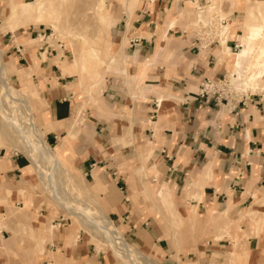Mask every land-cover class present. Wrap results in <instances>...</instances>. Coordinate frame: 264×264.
<instances>
[{
	"label": "crops",
	"instance_id": "obj_1",
	"mask_svg": "<svg viewBox=\"0 0 264 264\" xmlns=\"http://www.w3.org/2000/svg\"><path fill=\"white\" fill-rule=\"evenodd\" d=\"M247 5L248 0H222L214 18L220 26L225 18L232 30L226 44L232 53L242 47ZM195 7L199 9L195 0H140L132 14L113 9L110 39L120 64L105 75L97 105L85 107L88 96L79 77L64 74L61 67L69 57L59 58L53 46L38 49L42 62L31 78L54 125H66L78 109L84 110L86 133L74 145L76 170L91 175L92 185L101 184L104 207L131 245L156 253L162 264H221L224 254L225 264H264V93H248L228 105L197 97L205 79L223 81L230 69L221 39L207 48L197 41L188 16ZM35 33L31 28L9 31L0 40L12 44L8 51L15 55L18 48L30 66L31 54L15 46L14 39H32ZM8 64L25 71L13 67L16 58ZM66 134L63 128L49 132L47 143L56 147ZM6 150L0 151V212L8 215L17 212L13 205L21 203L19 191L25 194L23 187L33 184L36 170L26 155ZM141 156H149L146 178L152 180L148 186H157L154 195L156 189L173 194L181 230H163L156 219L160 211L139 209L135 172ZM152 166L159 175L150 172ZM125 193L126 199L118 202ZM23 197L24 205L26 199L32 202L27 205L31 210L32 196ZM35 221L37 228L25 224L30 245L18 243V230L9 237L2 234L0 264H112L81 238V231L74 243L76 231L62 225H52V230ZM5 222L22 223L19 218ZM15 253L22 259L9 257Z\"/></svg>",
	"mask_w": 264,
	"mask_h": 264
},
{
	"label": "bare ground",
	"instance_id": "obj_2",
	"mask_svg": "<svg viewBox=\"0 0 264 264\" xmlns=\"http://www.w3.org/2000/svg\"><path fill=\"white\" fill-rule=\"evenodd\" d=\"M69 1L70 0H32L31 2H25L24 0H9V12L2 20L3 23L0 26V30L3 32L10 31L15 33L17 30L27 29L31 26L33 28L47 26L51 29L53 34L50 36L39 33L36 38L21 40L22 44L26 46V50L30 51L31 56H34L32 57L30 66L31 72H35L42 62L40 57L37 56V50L41 48L45 42L48 43V41L56 38L62 41L68 39L65 45H59V58L63 56L66 57L65 50H68L71 54L68 58L69 62L67 59L61 62L63 73L78 76L81 88L84 90L87 87L86 95L88 96V100H91H89L91 104L97 105L99 100L98 97L102 92V86L105 81L104 73L107 72V69L111 68L117 70V66L120 64L117 63L114 58L113 46L110 40L111 27L116 23L113 16V9L111 8L108 13H105L107 0L97 1L92 9L94 10L96 20L101 26L97 34L92 37L85 31H77L76 25L72 24L71 21L68 20L69 18H65ZM122 1L130 14L134 13L136 7L140 4V0ZM195 1L200 9L198 15L199 21L204 22L203 24L206 25L205 17L214 9L212 3L210 5L212 0H208L209 4L204 7L205 10L200 7L198 0ZM255 4L258 5V8L254 7ZM247 6L246 21L241 26L243 35L239 36L240 43L242 44V47H239L240 50L236 53H232L226 45L228 44V40L233 37L232 30L228 25H221L219 36L222 46L224 47V56L227 60L228 68L231 69L227 76L229 86L234 87L242 94L259 93V90L261 91L260 93H262L264 92V0H248ZM36 46H38L37 50ZM3 55L4 50L0 42V89L3 91L2 96L0 95V114H2L4 122L3 130L5 132V137H7V139L10 137L13 141L19 142L21 149L30 158L33 166L42 179V187L51 194L50 196L56 199L61 207L69 212L73 211L75 217L79 219L83 227L103 236L102 243L104 244L106 242L110 245L114 257L118 262L128 261L130 264H155V261L148 255H144L138 248L126 242L124 236L113 222L107 217H104V219L99 217L97 215V213L99 214L98 210H95L92 206L91 208L88 202H84V207L73 205L61 198V192L59 195L56 193L53 183L57 176L62 175V173H60L62 170L66 172L65 176L71 185L75 181L74 176L78 174L77 172L69 173V169L67 168L68 165L63 158L64 155L61 153L63 151H70L71 159H73L72 157H77L76 152L70 149L69 143L70 141L78 139L83 129L82 125L84 119L82 110L78 109L76 111V115L67 129L65 128L66 125H54L48 113L40 115L38 121L35 118V113L33 114L34 116L30 115V112H34L32 104L23 101L20 98L18 89L9 81L11 72L6 66ZM45 57V54H43L42 59L44 60ZM119 61L120 60H118V62ZM18 76L23 80V87L26 89L27 96H29V98L39 97V99L42 100L40 97V90L36 87L34 82V84L31 82V73L22 71ZM3 95L6 96L7 101L10 103L11 112L7 111L4 107L5 100ZM162 99L163 96L160 97V101H162ZM21 102H25L26 108L29 111L28 114L22 112ZM41 104H43V107L46 105L44 100ZM97 109L100 111L99 107H97ZM38 110L40 111V109ZM39 124L43 128H40ZM59 128L66 129L67 134L65 138H60L58 149L55 150V148L50 146L44 139V135L49 132L57 131ZM7 142L9 146L10 143H12L9 139ZM8 145L3 144L2 148H8ZM140 158L142 165L138 170L144 174L145 177L148 175V172H146V163L149 161V156H141ZM48 163L51 165V171L48 175H45V165ZM134 164H136V161L130 163L129 166L133 168ZM150 172L159 175L154 166L150 168ZM25 186L32 188L30 183L25 184ZM101 187L100 183H96L91 185L90 190L86 192L101 195ZM82 192L84 191L82 190ZM145 197L148 199L147 201L149 204L157 203L162 209L164 208L162 215L163 217H167V222H169L170 227L167 225L168 231L183 225L182 219L175 209L174 196L169 189H156V199H153L149 193H147ZM26 204L28 205L29 203ZM54 228V226L51 227L52 230ZM73 238V242L76 243L79 237L74 236ZM98 247L99 245H97V249ZM213 264H215V262H213Z\"/></svg>",
	"mask_w": 264,
	"mask_h": 264
},
{
	"label": "rangeland",
	"instance_id": "obj_3",
	"mask_svg": "<svg viewBox=\"0 0 264 264\" xmlns=\"http://www.w3.org/2000/svg\"><path fill=\"white\" fill-rule=\"evenodd\" d=\"M24 1L25 2H31L32 0H24ZM97 1L98 0H70L68 3V7L66 8V14H65L66 15L65 18H67V19L69 18L68 20L71 21L72 24L76 25L77 31H80V32L85 31L89 36H92V37H94L97 34V32L101 26L99 24V22L96 20L94 10L92 9L95 6V4L97 3ZM216 1H217V3H216ZM216 1L212 0V2H210V5L212 3V7L214 9H212L213 11L211 10L210 13H208L206 15V17H205L206 18L205 19L206 25L203 24L204 22L199 21L200 19L198 18V15H199L200 10L197 7H195L196 9L193 8L192 10H190L188 12V16L190 18V25L192 27V30H196L195 35L198 37L197 41L200 39V37L201 38L202 37L208 38L210 33H212L214 36V37L211 36L212 38L220 40V37L218 35H219V31H220L221 26L219 25V23H217L214 20V18L218 14L219 5L222 2V0H216ZM215 3H216V5H215ZM208 4H209L208 0L207 1L203 0L201 4L199 3L200 7L203 8V10H205L204 7H206ZM110 7L112 9H117V10L119 9L120 11H123V12L127 11L128 12V10H127V8H126V6L122 0H107V6H106V9L104 12L108 13L111 9ZM254 7L258 8V5L255 4ZM0 10L2 13L1 14L2 17L0 18V26H1L3 23L2 20L5 18V16L9 12V0H0ZM30 28L36 30V33L34 34L33 38H36L39 35V33H42L46 36H50L51 34H53L51 29L47 26H40L39 28H33L31 26ZM27 29H24V30H27ZM6 33L7 32H3L0 30V35L6 34ZM14 41H15V44H14L15 46H18V47L23 46V49L25 50V52L28 54L30 53V51L26 50V46L22 44L21 40L18 37L16 39H14ZM61 41H62L61 39L56 38V39H52V40L48 41V43L50 46H53L54 48L59 50L60 49L59 45H65L68 42V39L63 40L62 42ZM0 42H1V47L4 50L3 56L5 59L6 66L8 67V70L11 72V75L9 77V81L20 92V98L23 101H26L27 103L32 104L34 112H30L31 113L30 115L32 116L35 113L34 114L35 118L39 121L40 115L46 114L48 112V111H46V107L45 106L43 107V104H41V103H43V100H40L39 97L29 98V96H27L26 89L23 87V83H22L23 80H22V78H20L18 76L22 72L21 71L17 72V71L12 70L8 64V61L11 59V57L16 58L17 66H13V65L12 66L17 68V69H19V68L25 69V71L31 73L32 76L34 73H36V71L35 72L30 71L31 65L28 66L26 60H21L19 53L17 55H15V53L8 51L9 47H11L12 44L6 43L5 40H3V39H1ZM37 49H38V46H36V50ZM5 51H6V53H5ZM236 52H238V51H236ZM65 54L68 57L71 55L68 50H65ZM31 57H34V56H31ZM108 62H109V60H108ZM112 72H113L112 68L107 69V72H105L104 75H110V74H112ZM31 82L32 83L34 82L33 78H31ZM225 84L228 86L227 90L230 94L231 99L240 100L244 95H246V94L239 93L234 87L229 86L228 78H226ZM36 87L38 88V85H36ZM86 90H87V87L84 90L82 89V91H84L85 93H86ZM260 92L261 91L259 90V93ZM262 93H264V92H262ZM2 94H3V91H2V89H0V95L2 96ZM3 98L5 100L4 101V107L6 108L7 111L11 112V108L9 105L10 103L7 101L6 96H4ZM89 100L86 101V103H85L86 108H88V107L90 108V106L92 105L90 103L91 100L90 101ZM87 104H89V105H87ZM38 109H40V111ZM21 110L25 114L29 113L28 109L26 108L25 102H21ZM37 111H39V112H37ZM82 111H84V110H82ZM75 115H76V113L74 114V116ZM73 118L71 121L67 122V124L65 126L66 129L72 123ZM83 119H84V117H83ZM3 123L4 122H3L2 114H0V146H1L0 151H3V150L7 151L6 149H9L10 153L19 154V155H21V154L26 155V153L21 149L18 141H13L10 137H8V139L12 141V143H10V146L8 145L9 144L7 142L8 139H7V137H5V132L3 130ZM39 127L43 128L40 124H39ZM82 128L83 129L81 131V134L86 133L84 126H82ZM46 137H47V134L44 135L45 140H46ZM79 138L75 139L73 141H70V143H69L70 149L74 152H75L74 145H75L76 141L80 140ZM3 144H7L9 147L8 148H2ZM53 148H55V150H57L58 146L53 147ZM61 154L64 155L63 158H64L66 164L68 165L67 168L69 169V173H76L77 172L76 166H75V161H76L75 158L76 157H72L73 159H71L70 158V151H63ZM31 164H32V162H31ZM32 166H33V164H32ZM50 171H51V165H50V163H48L45 165L44 174L48 175L50 173ZM60 173H62V175L57 176V178L55 179V181L53 183V187H54V189L58 195L61 192V198L63 200L68 201L70 204L78 205L81 207H84V205H85L84 202L85 203L88 202L90 207L92 206L93 208H95V210H98L99 214L97 213V215L99 217H101L102 219H104V217H107V218H109V220L111 222H113L111 217H109L107 210L104 207V204H103L104 200L102 199L101 195L86 192V191L90 190L91 185H92L93 178L91 177V175L86 176L85 173L80 174L77 172L78 174H76V176H74L75 181L71 185L67 181L68 179L65 176L66 172L62 170ZM135 173L137 174V179L136 178L135 179L139 183L138 189H137L138 194H139L138 199L140 200L139 205H138V207H140L139 209L142 211V213H143V211L145 212V211H148L149 209H156V210L160 211L161 217H156V219L161 223L163 230L165 229V227H167L166 229H168L169 222H167V217H163V215H162L164 208L162 209L160 207V205L157 203L149 204V202L147 201L148 199L145 197V195L147 193H149L153 199H156V196L154 195V190H155V188H157V186L152 185V183H150L152 186L147 185L148 181L149 182L152 181V180H150V179L148 180L146 178L149 175L144 177V174L139 172V170L138 171L136 170ZM132 175H134V177H135V174H132ZM32 179L34 181L33 184H31L32 188L20 186V187H23L25 189V191H24L25 194H23L22 192L19 191L21 203L16 204V205L12 204L17 209L16 210L17 212H15V213L13 212V213L8 214V215H6L7 213L4 211L0 212V227H3V229L0 231V237L2 236V234H5V237H9L10 236L9 233L12 232L11 230L15 229V230L19 231V233H18L19 236H17V239H19L18 243L21 245H30L32 243V239L29 236L28 226L25 224L32 223V225L35 228H37V227H39V223L35 220H39V222H44V223L48 224L49 226L62 225L65 228H68L70 231H76L77 236H78V232L81 231L80 232L81 238L85 239V241L87 243L92 244L95 249H96L97 245H99V247L97 249L98 253L103 252L106 257L109 256L112 260V264H130V262H128V261L118 262L117 259L114 257L113 250L110 247V245L107 244L106 242L104 244L102 243L103 242L102 241L103 236H101L98 233H95V232L88 230L86 227H83L82 224L80 223L79 219H77L75 217L73 211H71V212L67 211L66 209L61 207V205L58 204L56 199H54L52 196H50L51 194H49V192H47L46 189L42 187V179L40 178L37 170H36V173H33ZM154 184H157V183H154ZM82 190L84 192H82ZM124 190L126 191V189H124ZM29 194L32 196L33 201H34L33 206L31 207V210L28 209L29 206L26 207V205H27L26 203H29L28 205H30V204H32V202H29L26 199L25 205H24V200H23V198H24L23 196L24 195L26 196ZM115 195H116V193L113 194V196H115ZM127 195L128 194L125 193V195H124L125 197L123 196L121 198V200H118V202H121L123 199H126ZM116 196H118V195H116ZM134 206L137 207L136 205H134ZM134 206L132 204L131 205L132 210L130 209L133 214H135L133 211ZM21 207H23V208H21ZM142 207H145V208H142ZM91 210H94V209H91ZM28 211H29V213L26 214V212H28ZM4 215H6V216H4ZM28 215H31V216L28 217ZM137 216H138V220L140 221L139 217L142 218L141 215L137 214ZM18 218H19V220L21 219V221H22V223H20L18 225L6 224V222H5V221L13 220V219L17 220ZM113 224H114V222H113ZM115 226L118 228V230L124 236V233L121 230V228L119 227V224L116 223ZM176 229L181 230L182 225ZM169 231H171V229ZM96 237H98L99 239ZM124 238H125V241L128 242L127 237L124 236ZM73 239L74 238H72V240ZM79 241L80 240L78 238L76 243H78ZM238 248H239V246H238ZM138 249L141 252H143L144 255H148L151 259H153L155 261V264H162L160 259L156 257V253L145 252V251L141 250L140 248H138ZM24 253H26V252H24ZM226 255L227 254H224V256L221 258V264L226 263ZM9 257H11V259H13V260H21L22 259L20 253H15ZM23 258L25 259V257H23ZM146 264H148V263H146ZM149 264H152V263H149Z\"/></svg>",
	"mask_w": 264,
	"mask_h": 264
},
{
	"label": "built area",
	"instance_id": "obj_4",
	"mask_svg": "<svg viewBox=\"0 0 264 264\" xmlns=\"http://www.w3.org/2000/svg\"><path fill=\"white\" fill-rule=\"evenodd\" d=\"M221 24H225L223 20H221ZM218 23V22H217ZM213 34L210 33L209 37H200L198 40L199 43H201L203 48H207L212 46L213 44L217 43V39L212 38ZM51 48L49 43L45 42L44 45L40 48L41 51H46V49ZM239 50V47H236ZM241 48V47H240ZM17 51L20 53L19 49L17 48ZM226 79H223V81L215 82L210 79H205L200 85H199V92L197 94V97L204 99L205 102H210L212 99L218 103L221 104L225 102V104H229L230 101L233 99L230 98V94L228 92V86L225 84Z\"/></svg>",
	"mask_w": 264,
	"mask_h": 264
}]
</instances>
